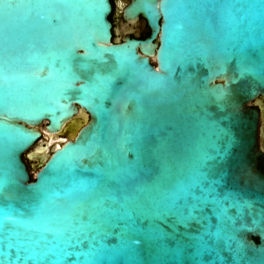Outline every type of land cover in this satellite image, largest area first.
<instances>
[{
    "label": "water",
    "instance_id": "water-1",
    "mask_svg": "<svg viewBox=\"0 0 264 264\" xmlns=\"http://www.w3.org/2000/svg\"><path fill=\"white\" fill-rule=\"evenodd\" d=\"M5 2L17 5L8 17ZM110 11V0H0V264H175L171 218L117 204L70 245L35 231L33 190L65 204L80 184L117 200L139 184L145 202L212 180L244 205L230 210L238 264H264V0H130L123 17H143L144 38L113 40Z\"/></svg>",
    "mask_w": 264,
    "mask_h": 264
},
{
    "label": "snow or ice",
    "instance_id": "snow-or-ice-1",
    "mask_svg": "<svg viewBox=\"0 0 264 264\" xmlns=\"http://www.w3.org/2000/svg\"><path fill=\"white\" fill-rule=\"evenodd\" d=\"M16 7L5 2V16H10ZM248 70L242 68V73ZM4 79H10L7 70ZM133 176L134 173H129L130 178ZM216 184L215 180L200 183L199 194L188 191L182 195L142 202L141 196L145 192L142 185L132 184L127 189H117L122 194L121 200H117L111 195V188L104 187L100 182H90L78 185L77 190L83 195L77 201L65 204L49 199L48 188L41 185L33 190L35 205L29 206L27 216L37 233H51L54 238L61 235L71 245L82 243L79 238L81 233L87 235V232L107 224L117 204L125 209L126 215L128 209L132 210V214L137 211L143 214L145 209H150L162 221L172 219V232L165 235L174 247L164 251L174 254L175 264H184L186 260L189 264H225L224 252L231 253L233 264H238L242 246L236 240L235 217L230 215V210L240 212L244 205L235 198L218 195ZM10 218L5 212L4 219ZM177 226H182L184 231H179ZM44 238L41 236V239ZM28 239L32 240L31 237ZM130 243L135 245L138 241L131 240ZM8 247L13 245L8 244Z\"/></svg>",
    "mask_w": 264,
    "mask_h": 264
},
{
    "label": "flooded vegetation",
    "instance_id": "flooded-vegetation-1",
    "mask_svg": "<svg viewBox=\"0 0 264 264\" xmlns=\"http://www.w3.org/2000/svg\"><path fill=\"white\" fill-rule=\"evenodd\" d=\"M130 0H110L111 11L108 19L111 22V34L112 39L117 37L122 38L124 36L144 38L149 34V27L145 19L138 16L133 20H125L123 17V8ZM153 63V61L151 60ZM258 168L264 173V150L258 158Z\"/></svg>",
    "mask_w": 264,
    "mask_h": 264
},
{
    "label": "rangeland",
    "instance_id": "rangeland-1",
    "mask_svg": "<svg viewBox=\"0 0 264 264\" xmlns=\"http://www.w3.org/2000/svg\"><path fill=\"white\" fill-rule=\"evenodd\" d=\"M153 61V60H152ZM64 136H66L65 134H61V135H59V137L58 138H61V137H64ZM42 141L44 140V141H48V137L46 136V135H44L43 137H42V139H41ZM37 169V167H35V168H33L32 169V171H35Z\"/></svg>",
    "mask_w": 264,
    "mask_h": 264
},
{
    "label": "trees",
    "instance_id": "trees-1",
    "mask_svg": "<svg viewBox=\"0 0 264 264\" xmlns=\"http://www.w3.org/2000/svg\"><path fill=\"white\" fill-rule=\"evenodd\" d=\"M23 160H24V162L26 163L27 168H28V170H29V173H30V179H33V177H32V169H31V167H30V165H29V162H28L26 159H24V157H23Z\"/></svg>",
    "mask_w": 264,
    "mask_h": 264
}]
</instances>
